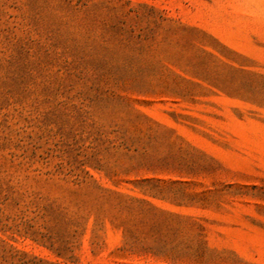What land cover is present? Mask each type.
Segmentation results:
<instances>
[{
  "label": "rangeland",
  "instance_id": "obj_1",
  "mask_svg": "<svg viewBox=\"0 0 264 264\" xmlns=\"http://www.w3.org/2000/svg\"><path fill=\"white\" fill-rule=\"evenodd\" d=\"M0 264H264V0H0Z\"/></svg>",
  "mask_w": 264,
  "mask_h": 264
}]
</instances>
